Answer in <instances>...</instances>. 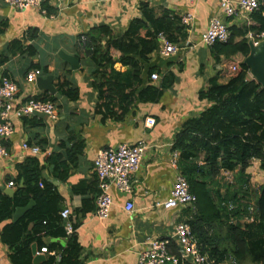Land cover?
Returning a JSON list of instances; mask_svg holds the SVG:
<instances>
[{"label":"crops","instance_id":"1","mask_svg":"<svg viewBox=\"0 0 264 264\" xmlns=\"http://www.w3.org/2000/svg\"><path fill=\"white\" fill-rule=\"evenodd\" d=\"M257 1L260 5L261 0ZM143 5L157 15L167 13L177 18L178 24L183 26L178 33L175 54L161 55L158 40V48L143 66L140 65L144 85L160 88L166 82L168 87L161 90L157 101H138L121 119L103 118L95 113L96 67L89 56L81 55L79 36L105 26L112 36L120 37L133 19L142 17ZM186 12L194 16L188 28L181 22ZM214 16L221 17L218 0H43L40 7L23 11L0 0V75H8L18 85L14 105L18 106L29 95L39 98L52 95L38 86V77L31 83L25 81L26 73L38 68L46 70L42 76H53L56 90L53 95L59 112L56 121L44 115L24 118L13 113V132L4 141L9 156L0 159V190L5 193L6 188H11L15 192L19 166L28 158H36L41 167L39 183H50L61 197L62 209H70L68 220L75 226L82 264H137L138 252L148 242L168 238L173 232V223L185 220L184 209L164 210L156 208L154 202L169 197L173 181L180 174L177 162L173 166L171 161L174 137L181 124L209 106L198 94L207 88L216 69L210 48L201 43L200 37ZM227 22L229 27L255 24L249 14L237 15ZM108 39L109 35H100L97 40L100 50L106 47ZM65 56L77 57L78 67L73 69ZM151 67L160 77L156 81L148 76ZM114 69L129 79V67L117 62ZM64 82L69 89L77 91L76 99L57 92V86ZM220 82L225 83V78ZM146 117L154 118L152 127L145 125ZM75 140L83 142L82 152L76 165L67 163L70 166L67 178L57 179L47 158L63 152L62 144L71 146ZM139 140L146 143L147 149L139 169L132 175V192L126 195L112 187L109 217L99 220L94 215L99 193L93 169L96 154L103 147L134 144ZM24 141L37 144L41 153L33 156L22 150ZM47 151L48 157L45 156ZM256 162L253 160L251 165ZM9 181L15 186L9 187ZM126 201L133 204L131 212L124 210ZM83 207L85 215L80 211ZM16 220L12 216V221ZM8 222L0 224V232ZM42 241L45 246L49 243L65 246L67 236H45ZM11 253V248L0 239V264H11Z\"/></svg>","mask_w":264,"mask_h":264},{"label":"trees","instance_id":"2","mask_svg":"<svg viewBox=\"0 0 264 264\" xmlns=\"http://www.w3.org/2000/svg\"><path fill=\"white\" fill-rule=\"evenodd\" d=\"M263 14L261 0L250 14L255 24L231 25L228 40L210 47L216 74L198 94L209 106L181 124L172 145L179 153V172L196 197L194 211L184 209L183 217L201 252L213 260L211 264H264V183L254 193L251 175L246 172L253 160L264 172V89L248 76L249 69L243 63L249 52L247 34L264 31ZM182 29L177 18L167 13L157 15L143 5L142 17L133 19L120 37L112 36L105 26L80 35L79 51L96 67L95 113L121 119L138 101H157L168 84L163 82L160 88L144 85L142 66L158 48L159 34L176 44ZM102 34L109 39L100 50L97 40ZM117 62L129 67V79L115 71ZM154 69L148 68L149 77ZM221 78L226 82L221 83ZM57 92L70 99L78 97L66 82L57 86ZM41 98L55 102L54 95ZM61 146L63 152L47 158L53 175L60 180L67 178L68 162L76 165L83 142L75 140L71 146ZM40 179L37 159L28 158L19 166L14 194L8 196L0 190V224L9 220L1 229L0 239L12 250L11 264H34L32 246L38 250L44 247L45 236H67V243H49L47 249L58 252L59 260L45 254L38 264H82L76 233L66 232L59 214L61 197L50 183L40 187ZM30 202L32 206L12 221L16 209ZM80 211L85 215L84 207ZM171 248L174 252V245Z\"/></svg>","mask_w":264,"mask_h":264},{"label":"built area","instance_id":"3","mask_svg":"<svg viewBox=\"0 0 264 264\" xmlns=\"http://www.w3.org/2000/svg\"><path fill=\"white\" fill-rule=\"evenodd\" d=\"M8 6L17 10H27L29 8L40 7L43 0H3ZM221 17H212L209 20L207 29L202 33L200 41L207 47L215 43H224L229 38L228 20L237 15L251 14L258 9L257 0H218ZM264 16V14H263ZM193 13L186 12L181 16V22L188 28L193 21ZM247 38L254 44L264 39V31L259 33H248ZM161 43L159 52L163 56H169L177 52L176 44L170 42L163 34L158 35ZM42 76L41 69L33 68L25 75V81L34 82L37 77ZM158 73L152 72L150 79L158 80ZM18 85L8 75H0V159L7 158L9 151L4 141L9 139L13 132L12 115L30 118L37 115H44L51 121L59 118V112L56 103L51 100H44L35 95L26 96L24 101L18 106L14 105L15 97L18 93ZM155 123L154 118L146 117L145 125L152 127ZM22 150L36 156L41 153V148L37 144H29L24 141L21 143ZM146 143L139 140L134 144L121 143L116 147H103L98 150L93 161V169L96 175V186L98 196L95 202L94 215L99 220H105L109 217L112 199L110 189L113 187L118 192L130 194L133 188L132 175L139 169L145 151ZM50 153L45 152L48 157ZM172 165L176 166L178 152L172 154ZM9 187H14L12 181L8 182ZM42 187V182L39 183ZM196 197L189 191L188 184L182 174H178L173 181L169 197L161 202H154L156 208L164 210H183L194 211ZM124 210L131 212L133 204L126 201ZM60 217L65 220L64 229L67 233H72L74 228L72 222L68 220L71 212L65 207L60 211ZM172 243V244H171ZM174 245L175 251L170 249ZM35 254H49L55 256L58 260L60 254L56 251H49L46 246L42 247ZM213 260L200 250L199 242L191 232L189 224L185 220H176L173 223V232L166 239H153L147 246L141 249L137 255V264H211ZM226 264H228L226 262ZM231 264V262H230Z\"/></svg>","mask_w":264,"mask_h":264},{"label":"water","instance_id":"4","mask_svg":"<svg viewBox=\"0 0 264 264\" xmlns=\"http://www.w3.org/2000/svg\"><path fill=\"white\" fill-rule=\"evenodd\" d=\"M249 52L244 58L243 63L248 67L249 74L253 79H255L261 87L264 89V39L254 44L251 40L248 41ZM65 59L70 63L73 69L78 67V58L74 56H65ZM38 86L47 90L50 94H55L56 90L53 86V76H39L36 80ZM5 193L8 196H12L14 191L11 188H6ZM32 202L22 208H17L13 217L18 219V217L23 214L27 209L30 208ZM35 245L32 246V252L36 253ZM45 259L43 254H35L33 263L37 264L40 260Z\"/></svg>","mask_w":264,"mask_h":264},{"label":"rangeland","instance_id":"5","mask_svg":"<svg viewBox=\"0 0 264 264\" xmlns=\"http://www.w3.org/2000/svg\"><path fill=\"white\" fill-rule=\"evenodd\" d=\"M248 76L252 78L250 74H248ZM248 171L251 174V183H252L253 191L254 193H256L257 189L264 183V175H263L264 172L259 168L258 162L253 163ZM227 263L230 264V262Z\"/></svg>","mask_w":264,"mask_h":264}]
</instances>
